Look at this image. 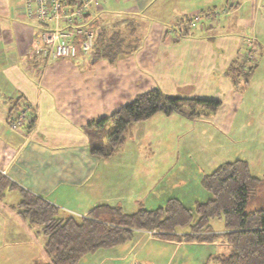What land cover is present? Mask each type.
<instances>
[{
  "label": "crops",
  "instance_id": "1",
  "mask_svg": "<svg viewBox=\"0 0 264 264\" xmlns=\"http://www.w3.org/2000/svg\"><path fill=\"white\" fill-rule=\"evenodd\" d=\"M98 5L89 7L90 25L137 15L148 49L120 55L112 64L80 50L73 58L45 59L32 50L41 41L43 25L24 15L22 0H0V170L4 171L0 175L56 205L60 216H86L99 203L117 205L129 190L135 193L131 173L151 157L147 149L141 154L150 124L129 126L125 142L130 147L124 148V142L107 158L90 153L83 127L91 118L109 114L158 85L169 94L220 100L208 116L180 115L196 133L181 136L176 162L164 168L179 174L176 181L189 183L184 174L193 157L202 167L196 174L199 179L211 170L201 166L197 156L204 148L197 141L200 134L226 158L220 164L244 159L251 174L264 177V0H101ZM194 14L199 18L178 37L185 28L180 21ZM246 37L253 38L249 47ZM249 49L256 62L248 73L238 71ZM231 60L232 78L226 73ZM20 112L26 120L12 128L8 122ZM167 116L170 121L179 117ZM158 135L159 140L171 137ZM217 163L212 162L211 168ZM20 196L16 188L5 189L0 196V264L48 260L39 226L29 225L13 207ZM176 198L182 202L181 196ZM197 198L196 203L202 202ZM134 235L144 243L152 241L153 231L134 230ZM9 236L19 238L25 247L21 254L13 251ZM126 242L89 253L93 254L89 261L81 264H115L127 260L131 248L134 256L127 264H141L135 258L137 248Z\"/></svg>",
  "mask_w": 264,
  "mask_h": 264
},
{
  "label": "trees",
  "instance_id": "2",
  "mask_svg": "<svg viewBox=\"0 0 264 264\" xmlns=\"http://www.w3.org/2000/svg\"><path fill=\"white\" fill-rule=\"evenodd\" d=\"M137 18V15H126L113 23L92 21L89 26L96 28L93 29L94 57L112 64L120 55L133 54L142 38ZM191 20L192 15H188L180 21L185 28L178 37L188 33ZM233 62L227 67V74ZM245 63L243 58L238 71L248 73L251 66L244 69ZM219 105L218 99L169 94L155 86L137 93L109 114L91 118L83 128L90 153L107 158L123 146L125 132L133 123L147 120L158 112L191 119L208 116ZM28 123L31 125L33 119ZM108 125L112 126L110 130ZM202 185L210 197L196 203L194 208L169 197L163 206L139 207L132 212H125L119 205L99 203L80 217L60 216L56 205L1 175L0 196L5 189H18L20 200L13 207L29 225L39 226L44 236L43 250L48 260L31 264H77L86 254L130 240L134 230H153V235L171 240L178 238L177 228L186 226L192 233L181 234L185 240L213 241L220 237L229 245L228 253L214 256V264H264V177L251 174L246 160L235 159L205 174ZM211 217L223 219V231L198 234L210 229Z\"/></svg>",
  "mask_w": 264,
  "mask_h": 264
},
{
  "label": "rangeland",
  "instance_id": "3",
  "mask_svg": "<svg viewBox=\"0 0 264 264\" xmlns=\"http://www.w3.org/2000/svg\"><path fill=\"white\" fill-rule=\"evenodd\" d=\"M241 35L243 34L241 33ZM143 42L144 40L139 41V46L133 53L140 51L141 48H143L141 53L143 50L148 49V46L146 44L144 45ZM155 86L160 88L158 85ZM155 114H160L163 116L162 119H159L158 116L160 115L155 117ZM155 114V116L153 115L151 118L142 121L143 125L149 123L151 129L149 130V133L146 134L145 138L147 139L143 138L144 140L141 141V154L147 149V151L150 152L151 157L144 161L143 164L138 165L137 169L131 173L129 181L131 184H133L132 181H134L135 193L133 194L132 190H129L130 193L128 195L126 194L123 198H120L118 201H116V204L127 212L135 211L139 207H145L149 209L163 206L169 197L181 196L182 202L190 208H194L196 204L194 199L197 197V199H200V201H204L208 198L206 196H202L204 194L203 192L206 193L208 191H206L202 185L203 176L200 179L196 176V174H199V171L202 169V167H200V163L197 164L194 162V157L193 159L190 158L193 160V163L186 169L184 174V176L188 177L187 181L189 182L186 185L176 181V178L179 177V174L175 170L171 169L168 171L167 169H164L166 166H170L176 162L177 158L175 153L177 152L178 142L181 136L186 133H192L195 135L196 132L195 128L192 126L193 124L177 114L176 117H179H177L178 119H175L174 121H170L172 117H168L162 112ZM111 128V125L107 126V130H110ZM162 129H165L164 134L162 133ZM158 134H162V136L168 135L167 138L170 135V141L168 140V142L164 137L159 140ZM128 135L129 129H127L125 132V137L128 138ZM148 135L154 136H150L148 138ZM198 140L199 145L204 144V148L201 152L202 154L198 153L199 155L197 156L199 157V161L202 162L201 166L206 167V169H211L207 171L210 173L214 169L211 168L212 162L217 161V164H220V161H224L226 158L220 157L219 150L214 146L213 150L211 149L210 145L213 144H210L208 142V138L204 135L200 134L197 141ZM128 142L129 141L125 142L124 148L130 147ZM161 151H163V153H160ZM179 151L182 153L181 149ZM100 176L104 177V172L101 173ZM182 178L183 177L180 176V180ZM103 180L107 182L106 178ZM103 186L104 185L101 187L103 188ZM120 189H122V186ZM254 200L259 202L257 198H254ZM255 205L256 204H254V206ZM223 223L224 221L222 218L211 217L209 219L210 229L198 231V234H209L210 232L215 231L222 232L224 228ZM176 233L178 234V238H173L167 242H165V240H158L161 237L153 235L151 237L152 241L142 243L139 241L140 236L134 235L132 239L128 240L125 244L126 246H129V244L132 242L131 244L133 245V248H137L135 252V258L140 261L141 264H147L146 262L148 261H153L152 264H214L215 255L220 253H228L230 249L229 245L220 237L214 239L213 241H200L197 238L185 240L181 234L192 233L188 226L177 228ZM38 238L41 240V236ZM18 239V237H8V241L10 242L13 251L15 253L21 254L25 247L21 246V244L18 242ZM127 251L130 252V254L127 255V260L121 259L116 261L115 264H127L128 261L133 258V249L131 248ZM90 255L93 254H87L81 258L79 264L89 261L88 259L91 258L89 257ZM93 263L96 264L94 261ZM105 264H110V262ZM129 264H133V262H130Z\"/></svg>",
  "mask_w": 264,
  "mask_h": 264
},
{
  "label": "built area",
  "instance_id": "4",
  "mask_svg": "<svg viewBox=\"0 0 264 264\" xmlns=\"http://www.w3.org/2000/svg\"><path fill=\"white\" fill-rule=\"evenodd\" d=\"M101 0H22L24 15L43 25L41 41L34 45L33 51L41 53L45 59L73 58L80 50L83 54H90L94 42V30L89 26L91 4L99 7ZM199 18L192 15L191 25ZM246 44L252 45V37H246ZM243 68L256 62L250 51L246 52ZM26 114H20L9 120L12 128L18 127L26 119ZM0 173L4 174L3 170Z\"/></svg>",
  "mask_w": 264,
  "mask_h": 264
}]
</instances>
